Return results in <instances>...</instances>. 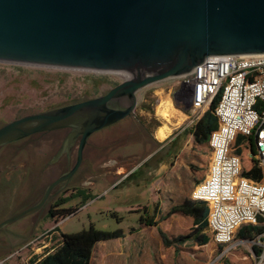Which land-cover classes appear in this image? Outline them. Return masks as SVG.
Here are the masks:
<instances>
[{
    "label": "water",
    "instance_id": "water-1",
    "mask_svg": "<svg viewBox=\"0 0 264 264\" xmlns=\"http://www.w3.org/2000/svg\"><path fill=\"white\" fill-rule=\"evenodd\" d=\"M264 53V0H0V61L125 73L105 94L26 114L0 126V146L71 128L77 159L88 135L128 116L136 92L191 71L210 55Z\"/></svg>",
    "mask_w": 264,
    "mask_h": 264
},
{
    "label": "rangeland",
    "instance_id": "rangeland-1",
    "mask_svg": "<svg viewBox=\"0 0 264 264\" xmlns=\"http://www.w3.org/2000/svg\"><path fill=\"white\" fill-rule=\"evenodd\" d=\"M123 78L107 71L0 61V124L26 114L102 94L107 90L108 82H120ZM94 82L95 85H92ZM176 85V81L166 79L140 89L136 95V113L153 124L154 135L160 140L165 137L167 140L172 135H176L177 139L171 164L161 167L154 176L157 180H152L145 191L144 188L138 191L137 184L126 190L128 186L124 183L117 188L108 187L110 182L100 183L92 189L94 197L91 201H72L75 204L74 210L82 206L71 214L65 216V213L60 212L50 217L43 212L30 238L22 243V249L14 247L10 250L14 241L0 243V256L7 254L5 262L27 264L29 258L41 257L58 246L61 232L74 233L93 225L102 230H125L131 234V241L140 243L139 248L133 249L134 255L125 256V264L247 263L242 256L248 254V245H238L230 252L221 253L223 248L213 242L207 228V213L195 220L180 211L172 210L189 198L192 189L203 179L209 163V147L207 143L194 142L190 133L191 126L198 118L210 122L213 117L208 107L192 111L177 101L174 96ZM210 125L213 127V124ZM160 130L164 132L161 137ZM242 143L243 137L238 135L234 151L240 156L242 169L246 171L249 170V154ZM17 176L11 166L0 171V220L15 210L16 205L12 199L21 195L26 187ZM47 182L46 177L42 179L41 187ZM151 201L157 204L156 209L150 208L144 212L143 205ZM114 212L115 215H112ZM144 214L151 216L169 238L192 232H198V238L188 237L164 247L153 225L138 222ZM234 237L241 238L236 232ZM106 246V243H100L93 247L89 264H107Z\"/></svg>",
    "mask_w": 264,
    "mask_h": 264
},
{
    "label": "built area",
    "instance_id": "built-area-1",
    "mask_svg": "<svg viewBox=\"0 0 264 264\" xmlns=\"http://www.w3.org/2000/svg\"><path fill=\"white\" fill-rule=\"evenodd\" d=\"M171 79L177 82V101L192 111L207 108L219 95L213 111L216 127L207 141V171L189 198L206 204L207 228L213 242L223 248L222 254L248 245L242 259L250 261L251 257L249 264H264V231L252 238L234 237L241 225L264 223V53L206 56L191 71ZM238 135L247 148L249 168L260 170L258 181L244 175L240 156L234 151Z\"/></svg>",
    "mask_w": 264,
    "mask_h": 264
},
{
    "label": "flooded vegetation",
    "instance_id": "flooded-vegetation-1",
    "mask_svg": "<svg viewBox=\"0 0 264 264\" xmlns=\"http://www.w3.org/2000/svg\"><path fill=\"white\" fill-rule=\"evenodd\" d=\"M117 83L108 82L109 86L102 94ZM137 107L136 96V104L128 116L90 133L83 144L79 165L69 180L55 183L34 211L2 227L0 236L12 235L13 229L19 227H28L27 232L33 233L43 212L55 215L67 208L74 209L72 201H81L85 196L91 201L94 197L92 189L100 183L110 182L108 187L112 188L124 183L128 186L126 190L137 184L138 191L143 188L145 191L147 186L156 181L154 176L161 167L171 164L177 145L176 135L159 140L153 133V124L136 113ZM71 131V128H61L38 132L0 146V171L11 166L22 184L26 185L24 192L12 199L15 210L0 222L38 204L46 188L72 168L77 159L80 136L73 138ZM45 177L48 182L41 187V180ZM81 206H77V209ZM156 207L157 204L151 201L143 205V211Z\"/></svg>",
    "mask_w": 264,
    "mask_h": 264
},
{
    "label": "trees",
    "instance_id": "trees-1",
    "mask_svg": "<svg viewBox=\"0 0 264 264\" xmlns=\"http://www.w3.org/2000/svg\"><path fill=\"white\" fill-rule=\"evenodd\" d=\"M218 98L219 95L214 96L208 106V109L212 114ZM212 116L213 117L210 122L203 118H198L191 126L190 133L196 144L207 143L210 131L216 127V117L214 114ZM210 124H213V127H211ZM249 140L250 149L253 151L251 138ZM244 175L256 181L260 180L261 178L260 170L255 166H251L249 170L244 171ZM87 198L88 197L85 196L82 202H85ZM172 210L180 211L183 215L192 217L195 220H199L207 213V206L203 201L186 198L180 204L172 208ZM73 211L74 209L67 208L62 213H65V216H67ZM112 215H115V212ZM49 216L53 217L54 214L51 213ZM258 221L261 222L262 218L259 217ZM138 222L146 225H155L157 233L164 247H169L170 245L178 243L188 237L197 239L199 235L198 232H192L184 236L169 238L158 226H156V222L153 221V218L151 216H146L145 214L139 217ZM54 229L57 230V228ZM262 231H264V223L258 225L246 224L239 226L236 234L239 237L252 238ZM122 235V230L96 229L93 225H89L88 228L81 229L80 231L74 233L61 232L60 243L58 246L39 258H37V256L29 258L27 264H89L93 247L96 242L121 237ZM253 249L256 251L255 247H253Z\"/></svg>",
    "mask_w": 264,
    "mask_h": 264
},
{
    "label": "crops",
    "instance_id": "crops-1",
    "mask_svg": "<svg viewBox=\"0 0 264 264\" xmlns=\"http://www.w3.org/2000/svg\"><path fill=\"white\" fill-rule=\"evenodd\" d=\"M158 139L160 140V138H158ZM153 226L155 227V225H153ZM156 226H158L157 223H156ZM158 227L164 232V230L160 226H158ZM155 230H156V227H155ZM27 231H28V227L14 228L12 235H7L4 237L0 236V243L3 244L5 242L9 243V241H11V242L14 241L15 244L11 245L12 247H10V250H11V248L13 249L14 247H15V249H19V248L22 249V247H23L22 243L25 240H27L28 238H30V236H31L30 234H32V233L27 234L28 233ZM122 232H123V235L121 237H116V238H111V239L96 242V244H100V243H106L107 244V246H106L107 257H108L107 264H125V262H124L125 256L126 255H128V256L134 255L133 249L139 248L140 243L137 241H135V242L131 241L132 237H131L130 233L126 232L125 230H122ZM92 253H93V251H92ZM6 255L0 256V261L5 259ZM250 261H251V257H250ZM250 261L247 260L246 264H249ZM4 264H14V263L7 261V262H4Z\"/></svg>",
    "mask_w": 264,
    "mask_h": 264
},
{
    "label": "bare ground",
    "instance_id": "bare-ground-1",
    "mask_svg": "<svg viewBox=\"0 0 264 264\" xmlns=\"http://www.w3.org/2000/svg\"><path fill=\"white\" fill-rule=\"evenodd\" d=\"M122 74L124 75L125 73H122ZM158 103H159V102H158ZM163 115H164V114H163ZM162 125H163V124H162ZM159 135H160V137L163 136V135H164V132H163L162 130H160V131H159Z\"/></svg>",
    "mask_w": 264,
    "mask_h": 264
}]
</instances>
